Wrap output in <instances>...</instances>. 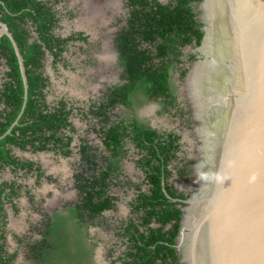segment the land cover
<instances>
[{"label":"trees","instance_id":"16d2710c","mask_svg":"<svg viewBox=\"0 0 264 264\" xmlns=\"http://www.w3.org/2000/svg\"><path fill=\"white\" fill-rule=\"evenodd\" d=\"M202 1L169 0L164 4L159 0H130L128 27L117 37L120 64L127 83L109 91L101 111H92L101 124V137L107 152L103 155L102 165L96 161V152H92L89 144L81 145L88 169L84 168L76 175L82 200L73 215L79 220L77 225L80 227L99 226L97 221L103 214L115 209L117 197L113 188L122 171L120 161L128 155L129 142H134L143 156L140 164L146 173L147 188L138 187L130 204L132 217L124 234L129 238V246L121 257L122 264H180L175 246L183 215L180 206L184 203L175 199L185 200L188 196L169 183L172 171L168 165L179 150L178 137L175 134L163 136L139 123L136 117L112 121L109 112L118 105L130 107L133 93L148 99H163L166 106L175 104L176 88L171 78L180 64L183 49L189 45L200 46L204 37L198 13ZM57 3L59 0L55 1ZM58 14L53 0H0V21L9 27L18 43L28 78L26 100L15 48L7 35L2 36L0 60L6 61L9 70L0 92V100L5 105L0 114V264H13L17 257L6 247V206L11 204L18 211L15 200L20 196L21 188L16 181L2 180V174L8 168L16 176L34 172L39 185L45 177L41 165L17 157L14 150L55 152L63 157L73 153L71 146L76 132L70 121L73 112L65 101L54 106L48 102L47 78L42 72L46 50L58 60L70 40L57 32L60 29ZM31 27H35L37 39H34ZM78 35L79 39H85L83 34ZM185 75V71L181 72L182 77ZM192 172L185 165L180 175L189 181ZM47 179L52 180L51 177ZM52 247L45 237L31 249L36 257L46 260L50 259ZM109 254L112 257L113 249ZM57 258L64 262L63 254Z\"/></svg>","mask_w":264,"mask_h":264},{"label":"flooded vegetation","instance_id":"af4514ba","mask_svg":"<svg viewBox=\"0 0 264 264\" xmlns=\"http://www.w3.org/2000/svg\"><path fill=\"white\" fill-rule=\"evenodd\" d=\"M55 1L56 0H53V3L55 9L59 11L58 16L60 18V29H58L57 32L58 34H61L63 38H69L70 40L67 44V50L62 53L58 60H56L54 55H52L49 50H46V55L43 60L44 65L42 68V72L44 77L47 78L46 94L48 102L52 106H54L60 101H65L67 103L68 109L73 112L70 117V121L72 122L76 130L71 146L73 153L72 155L64 158H67L69 160L73 159L78 167L77 172L73 175L74 188L77 191V200H75V202H68L62 199V201H65L62 203V205L58 206L57 208L51 207V209H49L50 204L47 203L46 197L44 195L41 197V194L37 193L38 187L41 186L44 181L59 185L58 179L54 178L50 173L46 172L41 164L34 161L41 165L42 169L45 171V177L42 179L41 184H38L37 174L34 172L28 175H32L35 177V183L29 184L27 182L20 184L19 181L21 179V173L16 176L12 172V170L8 168L2 174V180L16 181L21 185V188H19L20 196L15 200L18 211H15L14 207L11 204L6 206L8 214V223L6 226V247L10 254H17L16 260L13 262V264H17L20 258L29 260L31 264H99L96 258V248L100 245V243L103 242V239L92 232V229L96 227L89 226V228L87 225H85L84 227L78 226L77 224L79 220L73 215V210L76 209L77 204L81 203L82 200V196L80 195L81 192L77 187L76 175L83 172L84 168L88 169V163L83 160L82 157V144H89L92 147V152H96V161L99 163V165H102L103 163V155L107 154L101 137V124L99 123V119L92 114V111L94 110L96 113L101 111L103 103L107 99V96L109 94V91L111 89L123 86L127 83V81L123 77L125 70L120 64V53L117 44V37L121 31L128 27V18L130 15V0H126L125 4L128 9L127 18H118L115 22L116 25L112 27L116 28V34L114 36L113 34L111 35L112 28H109V30H105L104 27H109V25L104 24L105 20H102L101 18L103 17L107 7L111 8L112 10L113 6H115V9L117 11L121 10V7L118 4V0H111L109 4H107V7L103 6L101 0H59V3L57 4H55ZM121 22H124V25L122 27L119 26ZM82 27H85V29H81ZM31 30L34 39H37L38 35L35 31V27H31ZM80 33L85 37L84 40L79 39L78 34ZM112 36L113 43L111 44L109 43V39ZM111 45H113L116 50L115 66L121 68L120 76L118 75L119 77H117L116 79L115 77L109 76V73H114V71L112 72V69L115 68L113 62L109 61L111 57ZM198 47L199 46L195 45L186 46L183 49V55L180 58V64L174 71V73H180L181 81H185L186 84H193V80L189 79V75L195 72V69L197 65H199V62L204 60V57H202L201 54L197 52ZM187 48H191V51L185 52ZM191 56H193L194 58L191 59ZM8 70L9 69L6 66V61L1 59L0 92L6 80V72ZM183 71L186 72V75L184 77L181 76V72ZM174 73L171 78L173 86L175 85ZM56 74H59L63 77V84L60 88H55L56 86L54 78L56 77ZM117 79L118 81L116 82L115 80ZM112 81H114V83H111ZM104 82H110L111 84H108L106 86ZM174 88H176V86ZM194 90L195 84L193 87V94L195 99ZM175 96V104L173 106H166L167 103L163 99H148L142 94L133 93L130 97V101L132 104L130 107L118 105L116 108L110 110L109 115L111 116L112 121L119 120V118L121 117L128 119L136 117L139 123L157 130L158 133L162 134L163 136L167 137L168 134H175V136L178 137L177 142L179 144V150L176 153V158L172 159L168 167L172 171V175L169 179L170 186L175 187L179 191L178 185L177 183H175V181L190 183L193 179V173L195 171L194 165L197 162L192 158L185 157L186 150L184 146L186 145V140L185 136L178 129H171L165 124L160 126L153 119V117L157 113H170L181 105L182 102H180L176 91ZM150 103L161 105L162 110H158L157 112H155L152 108L148 109V111L146 112L141 113V109L144 106L149 105ZM195 106L196 109L192 104L193 113L191 112L192 116L190 120L192 125H194L196 122H200L197 115L198 105L196 101ZM4 109L5 105L0 100V114L4 111ZM120 109L124 111L122 115L118 114V111ZM193 114H195L196 117L193 118ZM78 118L80 120H83L84 125H86V129L87 127H90L88 130L84 128L86 132L81 131L79 126L76 124L75 119ZM92 134L95 135L96 139L100 140V142L97 141L96 143H94L91 137ZM127 147L129 150L128 155L122 158L120 161L122 171L115 180L116 186L113 188V194L114 190L120 186H122L123 188L128 187L132 189L133 194L127 202L129 207V217L121 222L117 221L116 224L112 226L115 240L112 246H110V248H108L107 250V259H109L111 264H122L121 257H123L125 251L127 250V247L129 246V238L124 234L127 222L132 217V208L130 204L138 193V187H142L143 189L147 188L146 173L144 168L140 164V160L143 157L141 151L136 148L134 142H129ZM16 152L17 149L14 150V154L17 157L24 159L18 156ZM52 153L56 154L55 152ZM56 155L62 156L58 154ZM126 160L134 161L136 170H138V172H140L142 175L143 180L141 182L129 181L126 173ZM185 165H187V169H191L193 171L189 181H185V179H183V177L180 175V171L183 170ZM9 172L12 173V179L8 178L7 174H9ZM47 177H51L52 180H48ZM165 184L166 182L164 181V185ZM179 193L182 192L179 191ZM114 195L117 197V200L116 207L112 211L118 212L121 208L120 205L123 200L122 197H119L116 194ZM186 195L189 197V194ZM24 198L27 200V206H29V208L31 209L28 215L33 217L34 221H32L31 219L29 220L30 225L27 226L26 231L17 232L15 228L10 226V220L13 216L16 217L22 214L21 212L24 209L21 203L23 202ZM182 207L183 206L181 205L180 208L182 209ZM106 213H104L103 216ZM36 215L38 217H36ZM50 231L52 233H49ZM45 237H48V240L49 242H51L53 247L50 248L51 250L49 251L51 255L50 259L41 260L39 257L35 256V253L32 251L31 246H33L37 241L44 240ZM111 249H113L112 257H110L109 254ZM61 254H63L64 262H60L57 258Z\"/></svg>","mask_w":264,"mask_h":264},{"label":"water","instance_id":"95a60500","mask_svg":"<svg viewBox=\"0 0 264 264\" xmlns=\"http://www.w3.org/2000/svg\"><path fill=\"white\" fill-rule=\"evenodd\" d=\"M199 4L204 37L197 52L204 57L197 68L208 64L203 52L210 24L207 6ZM7 35L17 54L28 99V78L24 58L9 27L0 21V38ZM212 86L217 157L214 172H204L209 163L194 165L200 187L184 203L176 250L180 264H189L182 239L189 212L206 198L212 218L204 264H264V0H224L212 63ZM188 84V83H187ZM195 106L194 82L188 84ZM199 127L201 135L202 121ZM202 139V138H201ZM167 196L170 195L165 191Z\"/></svg>","mask_w":264,"mask_h":264},{"label":"rangeland","instance_id":"374dc122","mask_svg":"<svg viewBox=\"0 0 264 264\" xmlns=\"http://www.w3.org/2000/svg\"><path fill=\"white\" fill-rule=\"evenodd\" d=\"M111 0H101V3L104 7H107V4H109ZM113 1V0H112ZM169 0H161L163 3H167ZM118 4L121 7V10L117 11L115 9V6H113L112 10L111 8L107 7L105 10V13L102 20H105L104 24H108L109 27H106L105 30L109 28L114 27L115 22L118 18L125 19L128 16V9L126 7V0H118ZM110 11V13H109ZM118 12V13H116ZM199 18L201 20V12L198 8ZM77 20V19H76ZM124 25V22H121L119 25L122 27ZM118 26V27H119ZM81 29H85V27H82ZM107 30V31H108ZM113 36L116 34V28H112ZM113 36L110 37L109 43H113ZM111 57L109 59L110 62H113L114 69H112V72L109 73L110 77H117L120 76L121 68H119L116 65V50L113 45H111ZM191 48H187L185 52H190ZM113 75V76H112ZM119 75V76H118ZM55 81V88L62 87L63 84V77L59 74H56V77L54 78ZM116 82L118 81L115 80ZM174 81L176 86V93L177 96L180 99L181 105L174 109L173 112H161L157 113L153 119L157 124L160 126L166 125L167 127L171 129H178L184 136L186 140V145L184 146L186 153V158H192L196 162H199L201 159V149L200 147L203 145V142L201 141L202 137L198 133V129L201 126V122H196L194 125L191 124V112L193 113L192 108V102L190 99V90L188 84L185 83V81H181L180 79V73L176 72L174 73ZM111 83H114L112 81ZM110 82H104V84L107 86L108 84H111ZM196 93V88H195ZM153 111L157 112L158 110H162L161 105L156 103H150L149 105L144 106L141 109V113L148 111V109H152ZM117 113V112H116ZM124 111L120 109L118 111V114L122 115ZM145 115V114H144ZM197 115L199 116V119H201V114L197 112ZM190 116V117H188ZM196 117L195 114H193V118ZM189 119V123H188ZM76 124L79 126L80 130L83 132H86L84 128L86 125H84L83 120L75 119ZM202 120V119H201ZM203 125V124H202ZM90 128V127H89ZM87 127L86 130L89 129ZM92 140L94 143L97 141L100 142V140L96 139L95 135H91ZM18 156L24 158V159H31L33 161L38 162L41 164L44 168V170L48 173H50L54 178L58 179L59 185L48 183L44 181L41 186L38 187V194H41V197L44 195L46 197L47 203L50 204V208L54 207L57 208L58 206L62 205L63 202L62 199L68 201V202H75L77 200V191L74 188V177L73 175L77 172V165L75 164V161L73 159H67L62 156H57L56 154L52 152H41V153H33L32 151H22L17 149ZM203 158H205L204 153H202ZM126 173L127 178L129 181H138L141 182L142 175L138 170L135 168V163L132 160H126ZM12 173L9 172L8 178L12 179ZM22 175V176H21ZM24 173L20 174V184L22 183H29L33 184L36 182V179L32 175H25ZM15 177V176H14ZM26 177V179H25ZM178 185V189L182 193L186 194H192L196 192L200 187V180L199 175L194 171L193 173V179L190 183L185 182H179L175 181ZM114 194L118 195L119 197H122L123 202L120 205V210L118 212H107L102 218L98 220V225L96 228L92 229V232L96 234L98 237L103 239V242L100 243V245L96 248V258L97 262L99 264H111L109 259H107V250L112 246L114 242V233L112 226L116 224L117 221L121 222L124 219H127L129 217V207H128V199L131 198L133 194V190L126 187L123 188L122 186L116 188L114 190ZM27 200L24 198L23 202L21 203L23 206L22 214L16 217H12L10 220V226L15 228L17 232H24L27 230V226L30 225L29 220L31 219L34 221L33 217L29 216L28 213L31 211L29 206H27ZM61 203V204H60ZM25 204V205H24ZM29 208V209H27ZM36 214V213H35ZM36 217H38L36 215ZM17 264H31V262L25 258H20Z\"/></svg>","mask_w":264,"mask_h":264},{"label":"bare ground","instance_id":"6f19581e","mask_svg":"<svg viewBox=\"0 0 264 264\" xmlns=\"http://www.w3.org/2000/svg\"><path fill=\"white\" fill-rule=\"evenodd\" d=\"M223 4L224 0H211L207 6L210 35L208 42L203 48V52L210 57V62L197 68V74L193 81L196 88L195 101L198 105L197 110L201 114V121L203 123L200 129H202V140L206 148V152H204L205 163H209L207 169L205 168L204 171L207 173V176H210L211 172L213 174L217 157L211 69ZM209 211L210 201L209 198H206L199 204H196L189 212L186 226L192 230V233L185 235L182 239L184 253L189 264H204L205 262V247L212 222Z\"/></svg>","mask_w":264,"mask_h":264}]
</instances>
